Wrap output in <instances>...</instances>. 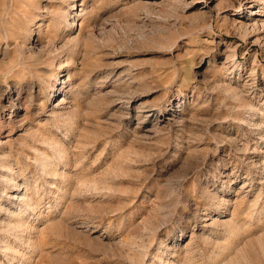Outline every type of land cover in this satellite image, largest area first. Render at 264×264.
Wrapping results in <instances>:
<instances>
[{"label":"rangeland","instance_id":"1","mask_svg":"<svg viewBox=\"0 0 264 264\" xmlns=\"http://www.w3.org/2000/svg\"><path fill=\"white\" fill-rule=\"evenodd\" d=\"M0 264H264V0H0Z\"/></svg>","mask_w":264,"mask_h":264}]
</instances>
